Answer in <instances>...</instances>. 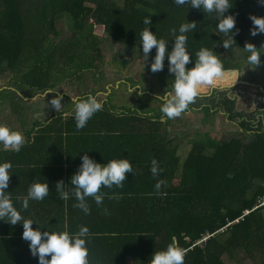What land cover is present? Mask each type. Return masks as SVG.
Instances as JSON below:
<instances>
[{"label":"trees","instance_id":"obj_1","mask_svg":"<svg viewBox=\"0 0 264 264\" xmlns=\"http://www.w3.org/2000/svg\"><path fill=\"white\" fill-rule=\"evenodd\" d=\"M228 12L236 15L235 29L239 31L235 34L237 42L225 49L223 34L214 32L218 22L214 15L188 6L177 7L174 0H0V78L12 72L18 95L28 91L44 94L66 83L72 85L69 89L81 93L88 73L98 79L101 64L105 62L101 49H97L100 37L96 28L102 27L109 38L125 49L142 53L140 33L146 17L152 20L151 30L169 40V49L174 43L171 30H178L182 23L196 21L197 29L187 34L190 53L207 47L223 63V80L209 86L183 113L201 110L203 117L210 120L208 115L213 112L215 121L227 117L226 126L243 130V134L248 133L246 138L238 133L225 139L221 133L214 135L218 131L200 130L184 135L179 126L174 128V121L182 119L162 121L160 108L146 106L123 108L119 112L114 109L111 94L107 101H101L103 110L97 112L85 128L77 130L74 112L67 117L60 113L59 119L40 129L34 137L35 144L55 137L73 147H68L67 173L66 177L62 176L66 184L85 152L100 162L122 157L132 161L134 172L128 174L122 188H105L102 205H96L93 200L89 202L91 211L93 207L100 211L96 212V217L107 210L109 219L103 225H99L97 218L98 225L93 224L94 212L87 216L83 211L69 213L73 220L68 230L75 232L87 226L89 239L106 233L124 236L121 237L125 246L122 256H104L107 264H134L130 259L135 264H147L152 253L165 248L173 237L188 250L184 264H226L223 256L232 250L244 251L245 261L249 263L264 264V206L260 207L264 201V121L260 120L259 124L248 120L239 122L236 117L241 114L235 111V104L242 93L237 89L221 91L240 81L237 57L241 47L248 42L258 47L264 45V33L251 35L254 25L250 19L252 15L264 16V4L260 0H233ZM65 16L74 20L76 30L71 37L59 39L57 21ZM132 60L123 63V68L128 70L134 66L137 75L125 80L123 86L130 85L129 82L132 86L137 82L150 84L156 79L165 89L168 86L170 89L174 77L168 72L167 58L163 71L156 73L150 70L151 58L145 67L143 53ZM259 86L257 90L264 88L260 83ZM0 90V107L8 103L15 106L10 117L17 120L28 117L24 106L10 98L11 88ZM147 93L153 96L152 90ZM260 95L264 98V93ZM259 107L264 108V100ZM29 136L32 137V130ZM91 140H95L92 149L82 145L80 149L75 148L76 141ZM96 143L100 144L99 149L107 150L98 159ZM182 144L191 145V149L183 160L179 176L178 153ZM32 150L34 156L40 155L37 148L32 147L24 151L28 153L21 152L23 158L33 159ZM153 159L161 169L157 177L150 171ZM157 181H163L159 190L155 188ZM50 189L44 200L30 204L35 205L36 220L42 225L63 229L65 201L60 199L55 186ZM20 191L16 186L13 200L24 194ZM70 199L74 201V197ZM71 207L69 203L68 208L74 212ZM204 237L211 238L203 246L192 249ZM26 245L20 250L23 253L18 256L17 264H38V257L31 254L29 243ZM88 247L91 264H99L93 259L90 243Z\"/></svg>","mask_w":264,"mask_h":264},{"label":"clouds","instance_id":"obj_2","mask_svg":"<svg viewBox=\"0 0 264 264\" xmlns=\"http://www.w3.org/2000/svg\"><path fill=\"white\" fill-rule=\"evenodd\" d=\"M264 4V0H260ZM177 7L188 6L189 9H200L206 14L215 16V33L223 34V47L229 49L237 41L235 34L236 15L229 13L233 7V0H174ZM228 13V14H226ZM250 19L254 27L251 35L264 33V16L252 15ZM145 27L140 33V50L142 48L145 67L151 58L150 70L153 73L163 71L165 59L168 62V72L174 79L169 86L156 98L161 101V119L167 117L174 119L179 117L196 98L206 91L209 86H215L224 78L223 63L212 49L201 47L194 54L188 49V36L190 32L197 29L196 21L182 23L178 30H171L172 41L169 49V40L158 37L151 30V18L143 20ZM235 29V31H234ZM226 37V38H224ZM217 46V45H216ZM241 47V46H240ZM155 48V55L152 50ZM238 53L246 60V65L253 69L260 64L261 55L264 54V46H256L248 42L241 47ZM191 64V67L189 65ZM239 71V70H238ZM144 83H137L131 91L142 90ZM48 89L45 93L56 91ZM142 95L143 92L141 91ZM62 94H58L49 101L51 106L59 112L62 108ZM74 108V119L77 130L86 127L88 121L99 111L103 110V103L92 94L86 96H71ZM26 138L20 130L13 129L6 124H0V148L4 151L19 152L26 144ZM13 165L10 161H0V221H6L11 225L21 223L23 226L22 239L29 243V250L34 257H38V264H91L89 258L88 242L90 231L87 226H81L78 231H70L67 227L63 229L52 228L42 225L38 220L26 218L23 211L29 208L30 201H42L50 194L48 180H34L29 186L25 196L17 197L20 207L16 206L11 192L8 191L9 181ZM150 171L153 177H157L161 171L156 159L151 162ZM133 171L132 161L127 157L113 158L106 162L95 160L87 152L81 157V163L77 170L71 175L66 184L63 179L57 181L56 191L61 200L67 201L74 197L77 203L74 207L80 208L85 214L91 211L89 198L96 205H102L105 193L102 188H122L129 173ZM163 181H157L155 188L160 189ZM71 185V188L67 186ZM264 206V201L261 202ZM105 211H107L105 209ZM37 227H33V224ZM203 240V239H202ZM198 241L192 249L203 246ZM187 249L181 247L176 238L163 249H156L147 264H184Z\"/></svg>","mask_w":264,"mask_h":264},{"label":"rangeland","instance_id":"obj_3","mask_svg":"<svg viewBox=\"0 0 264 264\" xmlns=\"http://www.w3.org/2000/svg\"><path fill=\"white\" fill-rule=\"evenodd\" d=\"M57 30L60 34L59 39L71 37L76 30L74 20H72V18L69 16L60 18L57 21ZM96 34H98V36L100 37V45H98L97 49H101V52L105 56V58L103 59L105 62L101 64L102 66L100 67V70L98 72V79L94 78L93 73H88V75L86 76L85 85L81 93L69 89L68 87H71L72 85L66 83L67 85H57V87L54 88L57 90L48 93L47 96L45 95V93H34L32 91H28L22 93V95H18L17 93H15L16 88L14 79L12 78V72H8L6 73V75H3L0 78V88H11L9 92L10 98L13 99L14 103L19 104L20 102L21 105L24 106V109L28 114V118L22 122H18L15 117H10L14 114L15 106H13L12 103H8L0 107V113H2L1 119L4 121H11L10 127L20 130L21 132L32 130V137L34 138L40 129L53 124L56 119H58L57 115H59L60 113H65L64 117H67L68 114H72L74 112L75 106L73 105L71 99H66L65 96H84L86 94H92L94 92V96H96L97 99L99 98L100 101L105 102L107 101V97H109V95L111 94L112 103L115 106L114 109L119 110V112H122L123 108H133L135 106H146V108L148 109L160 108L161 103L157 101L155 97H157L165 90V86L157 82L156 79H154L153 81L151 80L152 82L150 84H144V88L142 90L138 89L134 92L131 91V88L133 86L130 82V85H122L125 83V80L135 78L138 71L134 66L130 67V69L128 70H124L123 63L133 62L132 58L137 57L138 54L140 56L142 55V53L138 52L137 50H127L121 44L115 43L111 38L108 37V34L100 26L96 28ZM261 46L264 45L262 44ZM237 60V63H239V66L241 68L239 72V79H241L242 82L257 86L259 85L257 84V82H259L264 86V54L261 55V62L259 64L261 67H259V69H253L250 65H246L244 67L246 60L239 54ZM106 62H108L109 64ZM95 81H98V84H95ZM233 86L234 85L231 84L225 88H229L227 90H232ZM244 86L245 87L237 86L235 88H241V92L244 93L243 96L239 98V100H237V103L235 104V111L241 114L238 117V121L242 123L244 120H248L253 124H259L260 120L264 121V108L259 107V103L264 100L262 95H260L262 94L263 89L259 91L254 88H250L247 85ZM149 89L153 91V96L151 97L147 95ZM227 90L221 89V91ZM141 91L143 92L142 95L140 94ZM58 94H62L63 96L62 108L59 112H57V110H55L49 103L52 97ZM228 94L231 95L230 92H228ZM220 100L221 99H219V101ZM221 102L222 100L219 103ZM214 114L212 112L211 115H208L210 116V120H207L205 119V117H203L201 110H199L198 112L190 111L187 114L182 113L178 117L182 120L176 123L175 120L174 128L176 127V129H178L179 126V131L183 132L184 135H192L196 133L194 131L200 130L208 132L218 131L217 133H214V135L221 133L225 139H231L238 133L241 134L240 137L243 138H246L248 136V133L243 134V130L240 131L238 129H234L233 127L226 126V121H228L227 117H219L217 121L213 120L215 118V116H213ZM163 119L164 120L162 121H167V117ZM224 125L225 127L222 128ZM171 128H173V126ZM25 138L27 139L28 137ZM190 149L191 145L187 144H182L179 147L178 154L181 160L180 170L177 173V175L179 176L182 175V164L184 163L183 160L185 157H187ZM223 261L226 264H252L248 261H245V253L242 250H232L225 253V255L223 256Z\"/></svg>","mask_w":264,"mask_h":264},{"label":"crops","instance_id":"obj_4","mask_svg":"<svg viewBox=\"0 0 264 264\" xmlns=\"http://www.w3.org/2000/svg\"><path fill=\"white\" fill-rule=\"evenodd\" d=\"M1 115L2 113H0L1 124H6L10 126L11 121L9 122L2 120ZM27 118L28 117L26 116L24 119L18 120V122H22ZM30 131L31 130L23 132L24 136L28 138L26 139L27 142L24 145V147L21 149V151L19 152L4 151L2 150V148H0V161H4V160L10 161L13 165L12 171H14V173L10 177L9 187L7 189L8 191L11 192L12 198H14L13 191L14 189H16V186H18V188L21 189L20 192L24 193L23 195L20 196L22 198V196H25L27 194L28 188L34 182V180L43 181L47 179L49 182V187L54 188V186L56 187L57 181L62 179V176L65 175L66 177V173H67L66 163H67V159H69L68 147H71V145H69L66 140L63 142L61 138L58 139L55 137L51 138L50 140H47L46 142L40 141L39 143L35 144L36 140L33 137H31L32 140L30 142L31 139L29 138ZM93 141L95 140H91L88 142L76 141L75 148L80 149L82 145V146H86V148L92 149L94 147ZM32 147L37 148L38 153L40 155L34 156V152L32 150L31 155L33 156V159L23 158L21 152H23V154L28 153L24 151L29 150ZM99 147L100 144L96 143V159H98L103 152L107 151L105 148L102 147L99 149ZM74 156H76L75 152H74ZM26 181L27 183L23 184ZM104 190L106 189L105 188L101 189V191ZM91 200L92 199L89 198L90 203ZM14 202L16 203V206L19 208V202L17 200H14ZM30 203L32 202L30 201ZM33 203H37V202H33ZM69 203H72L71 208L74 210V212H72L71 209L68 208ZM76 203L77 201L75 200V198L74 201L71 199L65 201V207H64L65 210L64 214L66 216L65 227L71 225L73 220V216L69 213L75 214L82 211L80 208L74 207ZM34 207H35L34 204H29V208L23 211V215L26 218H33L36 220L37 217H35L36 213L33 209ZM106 208H110V207L107 206ZM93 212L95 215V217H93L94 225H98L96 222V218L99 220V225H103L104 222H106L109 219L108 218L109 214L105 211L103 212V214H100L97 217H96V212H100V211H95L93 207L90 213ZM89 214H86L85 216ZM98 227L100 232H102L103 229L100 226ZM0 231L5 234V235L0 234V264H17L18 256L23 253L20 252V250L24 246H27L26 244H28L27 241L22 239V233H23L22 224L17 223L16 225H11L6 221H0ZM121 237L124 236L118 234L106 233L104 236L101 235L100 238L92 237V239H89L88 243H90L91 245L92 250L90 251L94 255L93 256L94 261L99 264H107V261H105L104 256L108 258L112 256H117V258L121 257L123 254L122 253L123 248L125 247L123 245V240L121 239ZM90 254L91 253H89V255ZM130 262L135 264V262L131 261V259Z\"/></svg>","mask_w":264,"mask_h":264},{"label":"flooded vegetation","instance_id":"obj_5","mask_svg":"<svg viewBox=\"0 0 264 264\" xmlns=\"http://www.w3.org/2000/svg\"><path fill=\"white\" fill-rule=\"evenodd\" d=\"M239 80H240V81L232 87L233 89H235L237 86H239V87H245L244 85H247V86H249L250 88H254V89H258V88L260 87L259 85H258V86H257V85H252V84L250 85V84H247L246 82H242L241 79H239ZM255 82H257V81H255ZM257 84H259V83L257 82ZM262 89L264 90V88H261V90H262ZM237 90H238V92H241L242 89L239 88V89H237ZM261 90H259V91H261ZM241 93H242V96H243L244 93H243V92H241ZM242 96H241V97H242ZM241 97H240V98H241ZM238 99H239V98H238ZM260 104H261V102L259 103V105H260ZM236 118L238 119V116H237Z\"/></svg>","mask_w":264,"mask_h":264},{"label":"built area","instance_id":"obj_6","mask_svg":"<svg viewBox=\"0 0 264 264\" xmlns=\"http://www.w3.org/2000/svg\"><path fill=\"white\" fill-rule=\"evenodd\" d=\"M211 237H204L203 240H201V242L199 244H202L203 242L209 240Z\"/></svg>","mask_w":264,"mask_h":264},{"label":"water","instance_id":"obj_7","mask_svg":"<svg viewBox=\"0 0 264 264\" xmlns=\"http://www.w3.org/2000/svg\"><path fill=\"white\" fill-rule=\"evenodd\" d=\"M215 89H217V87H215L214 90H215ZM227 89H229V88H222V90H227Z\"/></svg>","mask_w":264,"mask_h":264}]
</instances>
